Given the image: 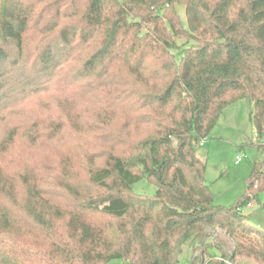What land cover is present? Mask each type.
I'll list each match as a JSON object with an SVG mask.
<instances>
[{
    "label": "trees",
    "instance_id": "obj_1",
    "mask_svg": "<svg viewBox=\"0 0 264 264\" xmlns=\"http://www.w3.org/2000/svg\"><path fill=\"white\" fill-rule=\"evenodd\" d=\"M44 95L57 111L7 125L0 154L65 129L93 151L80 177L0 163V264H264L241 210L264 159L224 207L194 152L236 100L264 138V0H0V116Z\"/></svg>",
    "mask_w": 264,
    "mask_h": 264
},
{
    "label": "rangeland",
    "instance_id": "obj_2",
    "mask_svg": "<svg viewBox=\"0 0 264 264\" xmlns=\"http://www.w3.org/2000/svg\"><path fill=\"white\" fill-rule=\"evenodd\" d=\"M178 7L181 10L182 6ZM47 95L21 103L17 101L16 104H12L10 100L9 104L12 107L9 106L10 108L8 107L0 116V142L7 125H18L20 132L23 133L31 117L37 114H42L45 118L52 117L58 108V98L54 97L55 95L52 97ZM249 111L250 105L245 100L231 102L223 109L210 134L201 144L194 147L195 154L205 163L204 180L212 192L213 202L216 205L224 207L235 205L245 192L246 179L250 174L252 163L264 159V141L255 137ZM74 135L73 131L65 129V132L58 137L27 149L23 138L9 151L0 154V163L5 168L12 167V171H37L45 178L50 175L46 170L47 167H53L60 176L65 170L80 177L83 175L81 165L86 163L93 150ZM237 156L243 158L236 164L234 161ZM134 188L149 195L154 194L156 190L153 184L145 181L137 182ZM263 200L264 193H259L256 198L251 199V206L243 205L241 210L249 224L264 231V207L261 205ZM210 253L215 259L218 258L215 248H210ZM180 259L184 264L190 262V250L187 246L183 247ZM251 260L248 258L242 264H253ZM107 264H129V262L112 259ZM210 264L219 263L210 262Z\"/></svg>",
    "mask_w": 264,
    "mask_h": 264
},
{
    "label": "built area",
    "instance_id": "obj_3",
    "mask_svg": "<svg viewBox=\"0 0 264 264\" xmlns=\"http://www.w3.org/2000/svg\"><path fill=\"white\" fill-rule=\"evenodd\" d=\"M202 141L203 140L200 141V144L202 143ZM263 141H264V138H263ZM242 158L243 157H241V156H237L234 162L237 164V163H239L242 160ZM247 206L248 207L251 206V203H248Z\"/></svg>",
    "mask_w": 264,
    "mask_h": 264
}]
</instances>
